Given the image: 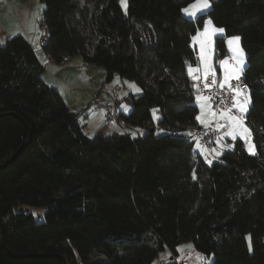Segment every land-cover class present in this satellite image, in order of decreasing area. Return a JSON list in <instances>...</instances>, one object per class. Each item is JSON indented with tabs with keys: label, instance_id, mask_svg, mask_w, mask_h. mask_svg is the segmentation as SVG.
Listing matches in <instances>:
<instances>
[{
	"label": "trees",
	"instance_id": "obj_1",
	"mask_svg": "<svg viewBox=\"0 0 264 264\" xmlns=\"http://www.w3.org/2000/svg\"><path fill=\"white\" fill-rule=\"evenodd\" d=\"M40 1L42 50L55 62L80 55L103 81H134L141 94L116 119L144 134L87 136L28 40L0 44V264H153L165 247L164 264H182L184 242L210 264H264V0H211L195 19L182 16L194 0H127V14L118 0ZM206 17L223 28L215 56L240 37L255 145L250 155L237 139L211 165L185 139L201 127L186 67ZM33 206L46 208L43 221Z\"/></svg>",
	"mask_w": 264,
	"mask_h": 264
},
{
	"label": "crops",
	"instance_id": "obj_2",
	"mask_svg": "<svg viewBox=\"0 0 264 264\" xmlns=\"http://www.w3.org/2000/svg\"><path fill=\"white\" fill-rule=\"evenodd\" d=\"M42 10L43 7L40 0H2L0 4V44H4L9 37L15 35L24 36L30 43L38 58V61L44 68V72L42 74V79L44 80V82L60 93L63 101L73 112H78V110L82 112L84 111L85 104H87L86 106H89L93 101H95V110L98 115H100L99 122H102L101 120L104 113L103 106L106 102L109 101L108 97H105L104 100L102 99L103 101H101L100 99V92L101 89H103V86L99 85L97 80L99 76H101V74L103 75V73L101 72L99 67L85 63L80 55L65 56L60 62H55L42 50L41 37L42 35L46 34H43L45 28L41 34L40 25L43 23ZM211 29L213 28H211L210 26V31ZM220 34L222 35V32H212L211 40L205 46V56L207 58V64L209 66V62L214 52V47L212 44L213 37H216ZM196 35L197 32L192 36L190 43L197 51L200 48V40H193V37ZM200 39L202 40L203 37H201ZM190 69L192 70L191 74ZM186 70L188 75L193 79H196L199 75H205V65L201 60V56L198 58V61L195 64H188ZM219 79L220 70L218 78H216V80L219 81ZM116 84L120 85L118 83ZM113 89L114 88H112V90ZM127 90H129V93H131L134 89L129 87V89ZM110 92L112 93V91ZM199 96L204 97L202 95ZM120 98L121 97L119 95V99L117 100L118 103L120 101ZM197 105V116H200L205 123H201L200 120H197V122L201 127H205L214 120V116H212L213 113L210 110L208 100H198ZM86 111L87 109L84 112ZM86 118L88 117L85 116L84 121H80L78 117V120L83 126L82 130H84V126H86L84 125L86 124L85 121H87ZM227 120L228 119H226V121ZM218 122L219 121L216 120V126L218 129H220L221 132H223V128L221 129L218 127ZM226 126H228V123L226 124ZM97 133H101V131H99L98 129ZM221 137L222 136L220 135V137L214 141L213 145V151L216 148L219 152L217 154V157L219 156L222 149L228 147L231 144V140L229 138H233L231 135H229L225 140ZM201 151L204 152V154H209L208 151L203 148H201ZM204 154H200L203 159ZM162 262V264H164V261Z\"/></svg>",
	"mask_w": 264,
	"mask_h": 264
},
{
	"label": "rangeland",
	"instance_id": "obj_3",
	"mask_svg": "<svg viewBox=\"0 0 264 264\" xmlns=\"http://www.w3.org/2000/svg\"><path fill=\"white\" fill-rule=\"evenodd\" d=\"M118 3L120 5L123 13L127 14V0H124V4H122L121 0H118ZM194 3H196V0L192 1L188 5L184 6L182 9L187 8L189 5L194 4ZM41 4H42V7L44 9V3L41 2ZM211 4H212V2L210 0V7H211ZM210 7L207 8V9H203L200 12H197V14L195 16L186 15L182 11V16L187 18V19H195L199 14L207 12L210 9ZM42 13H43V10H42ZM209 20L211 21V19L209 17H206L202 29L199 30L200 32H204L205 27H206L205 22L209 21ZM210 26H211V28L223 29V28H220V27H215L212 24V22H211V25L208 26L209 31H210ZM45 33H46V29L43 32V34H45ZM41 34H42V30H41ZM222 35H223V32H222ZM217 36H221V34L217 35ZM233 37H239V36L238 35H233V36H229V37L226 38V41H225V46H226V50H227L226 55L220 58V57L215 56V51H214L213 52V56H212V58H211V60L209 62L210 63V73L214 72L215 73V78H218V74H219V70H220V79H219V83L220 84L224 80V76H225V68L221 65L220 62L221 61H227L230 68H233V67L237 66L236 65V61L232 59L234 53L230 50L229 43H228V41L231 38H233ZM227 39H229V40H227ZM214 40H215V37H213V41H212L213 47H214ZM234 46L235 45H233V47ZM239 46L244 52V64L242 66V68L244 70V68L246 66V54H245V51H244V49H243V47L241 45L240 40H239ZM199 47L200 48L197 50L198 58L201 56V43L199 44ZM214 50H215V47H214ZM204 65H205V63H204ZM100 70H101V68H100ZM243 70H242V72H243ZM242 72L239 73V79L238 80L233 78V79H231L229 81V84L231 85V89H235L237 86H239L241 88V86L239 84H233V82H235V81L236 82H241ZM103 78H104V76L101 74V76H99V78L97 80L98 84L103 86V89H101V92H100L101 101H103L105 99V97H108V100L110 101V94H111L110 91H112V88H114L117 85L116 83H118L125 90L122 89V91L119 93L121 98H120V101H119L118 105L116 106L117 113L118 112L128 113L129 110H130V104L126 101L128 96L130 95L129 90H127V89H129L128 84H134L135 88H138L140 90V91L132 90L133 92H131V93L133 95H135V96L141 94L140 87L132 80L121 79L118 74H114V77L110 81H103ZM225 87H229V86L226 84ZM241 89H244V88H241ZM104 90H106V91H104ZM245 91H246V93H247V95L249 97L248 91L247 90H245ZM107 93H109V94H107ZM197 97H200L199 94H197V96H196V104L198 102ZM241 99H243V97H241ZM86 105L87 104H85V106H84V111L87 109L86 112H84V111L80 112V110H78L77 113H79L78 117H79L80 121H84V117L85 116L88 117V118H86L87 121H85L86 124H84L86 126H84V130H83V132L87 136L95 137L96 134H97L98 129H99V131H101L102 134H107V135L111 134L112 132L124 133L126 131H128L130 133V135H132L133 137H136L137 135H143L144 134V131L141 130V129L124 127L120 122L117 121V119H113L111 121L105 120V118H106L105 117V114H106L105 110H104L103 117H102V120H101L102 122H99L100 115H98V113L95 110L96 109V102L93 101L90 105L88 104L89 106H86ZM249 106H250V103L248 104L247 108H249ZM197 107H198V105H197ZM233 108L236 110V112L230 111L229 114L234 116V117H237V118H240L241 115H242L244 126H246L244 121H245V114L247 113L248 110L245 113L241 114L239 112L238 108H235V107H233ZM222 113H224V112H221V113H219L217 115L212 114V116H215V120L219 121L217 123V125H224V127H219V128H221V129L223 128V130H222L223 132H221V136H222L221 138L225 140L229 136L228 133L232 130V124H231V122L229 120L226 121L227 118L222 116ZM96 123H98V124H96ZM227 123H228V126H226ZM229 139L231 140L230 147L233 146V143H234L235 140L240 139L244 143V147H245L246 151L248 152V154L253 155V154H251L249 152L248 144L245 142V140L243 138H241V135L239 133L236 134V138L235 139H233V138H229ZM251 143L253 144L252 139H251ZM192 152L193 153L197 152V153H200V154H202V153L204 154V152L201 151V148L197 147V142H194L193 148H192ZM218 153L219 152L217 151L216 148L214 149L212 155H209V154L205 153L204 154V159H205L206 164L207 165H211L214 161H216ZM27 209L32 214V217H33L35 222H41V221L44 220V213L46 211L45 207H35V206H33V207H28ZM189 245H191L190 248L188 247ZM176 249H177V255L175 256L176 260L181 262L182 264H210L213 261V255L212 254L207 256V255H205V254H203L201 252L196 251L193 248V245H192L191 242L181 243L180 245H178V247ZM197 254H200L202 257H204V259H198L197 258ZM172 257H173V254L170 251V249L165 247L164 249L159 251L158 255L154 259L153 264H162L163 263L162 261H164V263H165L166 261L170 260Z\"/></svg>",
	"mask_w": 264,
	"mask_h": 264
},
{
	"label": "snow or ice",
	"instance_id": "obj_4",
	"mask_svg": "<svg viewBox=\"0 0 264 264\" xmlns=\"http://www.w3.org/2000/svg\"><path fill=\"white\" fill-rule=\"evenodd\" d=\"M122 4H124V0H121ZM210 7V0H196V3L189 5L187 8L182 9V11L189 16H195L197 12L202 11L203 9H207ZM206 27L204 32L197 31V35L193 37V40H200L201 43V60L205 63V77L209 75L210 72V66L207 64V58L205 56V46L206 44L211 40L212 32H223V29H211L209 31L208 26L211 25V21L205 22ZM203 37L201 40L200 38ZM239 37H233L231 38L228 43L230 50L234 53L232 59L236 61V67L230 68L227 61H221V65L225 68V76L224 80L221 82V87L223 88L226 84L231 89V85L229 84V81L233 78L239 79V73L242 72L243 64H244V52L239 46ZM233 45H235L233 47ZM190 69V74H191ZM213 77V84L216 83L215 73L212 72ZM195 78V77H194ZM129 87L133 88L135 91H140L138 88H135L134 84H129ZM195 87V85H194ZM205 87H209L208 84H205ZM234 92V96L232 97L234 103L233 107L238 108L239 112L241 114L245 113L248 108V104L251 102L250 98L248 97L246 91L244 89H241L239 86H237L235 89H231ZM243 97V99H241ZM198 100H207V97H197ZM230 109L226 112L222 113V116L226 117L232 124V130L228 133V135H231L233 139L236 138V134L239 133L241 135V138L245 140V142L248 144V150L251 154H255V145L251 143V131L244 126L243 123V117L241 115L240 118L234 117L230 115ZM197 120H200L201 123H205L200 116H197ZM218 127H224V125H218ZM191 135V133H189ZM197 147H200L199 142H197ZM195 179V175L193 176ZM189 248L191 245L188 246ZM198 259H204L200 254H197Z\"/></svg>",
	"mask_w": 264,
	"mask_h": 264
},
{
	"label": "built area",
	"instance_id": "obj_5",
	"mask_svg": "<svg viewBox=\"0 0 264 264\" xmlns=\"http://www.w3.org/2000/svg\"><path fill=\"white\" fill-rule=\"evenodd\" d=\"M2 0H0L1 4ZM41 30H44L43 23L40 25ZM45 40V35H42L41 42L43 43ZM212 74L209 73L207 78L205 75H199L195 79L196 88L199 95L207 97L210 110L214 115H217L221 112H226L227 110H231L235 112L233 108V99L234 93L229 87H221L218 80L213 84ZM205 84H208L209 87H205ZM233 84H239L241 88H244L241 82H233ZM122 91V87L120 85H116L112 90L110 95V101L106 102L103 106L106 111V120L111 121L116 119V102L119 99V93ZM191 133V135H189ZM221 135L220 129L216 126V120L214 116V120L209 123V125L200 128H191L188 130L185 139L192 142H199L201 148L208 151L209 154L213 153V145L214 141L218 139ZM162 263V262H161Z\"/></svg>",
	"mask_w": 264,
	"mask_h": 264
},
{
	"label": "water",
	"instance_id": "obj_6",
	"mask_svg": "<svg viewBox=\"0 0 264 264\" xmlns=\"http://www.w3.org/2000/svg\"><path fill=\"white\" fill-rule=\"evenodd\" d=\"M21 149H22V147L18 148V149L14 152V154H13L8 160H6V162H5L1 167H5L7 164H9L11 161H13L14 158L20 153ZM0 229H1L0 232H1V236H2L3 231H2L1 219H0ZM63 264H66V262H65L64 260H63Z\"/></svg>",
	"mask_w": 264,
	"mask_h": 264
}]
</instances>
